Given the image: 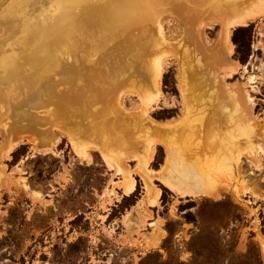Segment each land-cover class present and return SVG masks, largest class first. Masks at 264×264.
Wrapping results in <instances>:
<instances>
[{"label": "rangeland", "instance_id": "obj_1", "mask_svg": "<svg viewBox=\"0 0 264 264\" xmlns=\"http://www.w3.org/2000/svg\"><path fill=\"white\" fill-rule=\"evenodd\" d=\"M62 1L0 0V264H264V14L234 26L228 40L231 21L197 14L189 4L186 17L173 3L205 0H144L150 3L132 16L140 20L134 29L138 40L145 41L132 49V57L123 55L122 43L116 46L126 37L105 47L104 40L96 42L94 49L81 44L59 53L60 63L44 67L46 72L32 81L36 85L28 88L22 75L17 85L9 73L13 57L8 60L4 52H25L17 37L22 19L35 20L38 12L41 17L58 14ZM128 1L88 0L96 10L89 14L98 19L94 35L107 31L99 24L103 18L106 23L132 18L116 14ZM217 1L223 7L236 0ZM88 3L78 2L81 12H87ZM240 27L246 29L235 36L237 44L234 34ZM187 31L196 32L198 46L210 54L217 45L226 50V60L214 67L213 60L198 57L194 43L185 53L178 51L175 46L186 41ZM166 52L160 66L157 60ZM75 56L88 66L81 115L80 103L60 97L70 88L65 86L79 92L78 83L57 78L72 67ZM118 63L119 73L139 80L113 84L107 72ZM33 65L21 63L22 74ZM159 67L163 74L156 86ZM96 87L99 94L89 95ZM35 93L40 101L35 102ZM72 112L77 113L73 123L86 132L106 117L110 135L87 134L79 142L71 135L78 132L75 126L61 123H68ZM202 115L203 122L188 129L186 138H174L177 154L168 183L217 189L182 196L157 175L166 165L167 150L152 123L183 117L190 124ZM146 150L154 153L144 161ZM229 165L234 174L228 176Z\"/></svg>", "mask_w": 264, "mask_h": 264}, {"label": "bare ground", "instance_id": "obj_2", "mask_svg": "<svg viewBox=\"0 0 264 264\" xmlns=\"http://www.w3.org/2000/svg\"><path fill=\"white\" fill-rule=\"evenodd\" d=\"M63 1H62V4L60 5V13H58V14L51 15L48 13V14H45L44 16L41 17V13L38 12L37 13L38 15L36 16L35 20L31 19V18L28 20L22 19L23 20V27L20 29L21 34L17 35V37L19 36L18 38H21V40L24 44V47H26V49H25L26 51L23 53H19L16 50L10 48L9 50L6 49V51L4 52L5 57L6 58L9 57L8 60H10L13 57V61H12L13 63L9 68V70L11 69L9 71V73L11 72L10 76L13 79H16L17 85L19 84V80H20L21 75L23 77L24 84L29 86L28 88H30L33 85H36L32 81H36V80H38V78L40 76H42V75H40V73L44 69V67H45V69H50V65L54 61H58V63H60L59 57H58L59 53H64L68 50H70V51L77 50V49H79V46L81 44L83 45V44L89 43L93 47L94 45H96V42L98 43V42L104 40L105 41L104 47H105V46H107L108 42H112L117 38L126 37L127 41H122V42L119 41L116 44V46H118L119 44L122 43V46H120L119 48L122 47L121 49H123V52L126 51V54L125 53L124 54L122 53V54L125 56L129 53L128 55L130 57H132L130 54L132 49L139 47L145 41V40H141V39L138 40L139 36L135 33L134 29L140 20H139V18L136 19L132 15H135V13L137 11H139V9H140V11L142 9H144V6H146L150 2L148 3L144 0H142V1L130 0V1L125 3L126 5L123 6V8L121 10H119V11L116 10L117 15L118 14H124L125 16L130 15L132 18L129 17V18L125 19L123 17L124 18L123 21L121 20V21L109 22V23H106V22H108V20L103 18L104 21L102 20V22L99 24L104 23V25H105L104 27L106 28L105 30H107V31H105V34H103V33L100 34L99 37L101 38V40H99V37L94 35V33H93V29H94V27H96L98 19H97V21L94 20L93 18H95V17L92 16L91 14H89L91 12L96 11L94 9L95 6H93V7L90 6V4L88 3V0H81L82 3L83 2L88 3L87 12L86 11L81 12L83 8L81 5L78 4V2L80 0H63ZM170 1H173V0H170ZM205 2H206L205 4H201L198 2L199 5H197L196 1H194L193 4L187 2V5L183 4L181 2H177V1L173 2V3L176 6V8L178 9V11L181 13V15H184L187 12L184 6L188 7V4H189V7H191V10H196L197 14L198 13L199 14L207 13L209 15L219 17V18L223 19L224 21H231V23H229V25L227 26V38H228V40L230 38V34H231L234 26H237L239 24H246L249 19L254 18L257 15L264 14V0H236L234 2H231L230 5L223 6V7L216 6V4L218 3L217 0H205ZM100 3H101V1H100ZM100 3L98 4L99 6H100ZM114 4H116V3H114ZM58 8H59V5H58ZM99 10H100V8H99ZM21 15H22V13H21ZM38 16H40V17H38ZM184 16L188 17V15H184ZM163 22H165V21H162L159 24V32L161 33L160 35H162V33L164 32ZM26 24H27V27H25ZM129 33H130V36H128ZM200 33H202V32H200ZM185 36L187 37L186 41H182L181 43H179L175 46V48L178 51H182L185 53V51H187V49H188V46L193 45L192 43H194L195 46H197V50L199 47L198 57L208 59L209 61L213 60L212 62H213L214 67H216L217 64H220L223 60H226V52H225L226 50H224L223 48H219L218 45L211 49V52H212L211 54L209 52H206L204 50V48L202 47V45L198 46L200 38L198 37V35L196 37V32L194 34L192 31H187V32H185ZM135 39L138 41V45H137V42L135 41ZM194 40H196V41H194ZM65 44H69V45H71V47H66V46H64ZM94 48H95V46L93 47V49ZM96 50H100V48H97ZM232 51H233V48L229 44V52H232ZM91 52H93V50ZM166 55H168V52L164 53V55L157 60V64L162 66L163 58ZM79 59H80V56H75L73 64H71L72 67L70 66L71 68L67 71L64 70L65 66H60V68L58 70L63 69L64 73L57 74V78L62 79V81H63L62 83H64V84L71 85L73 83H78V86H75V88L79 92L75 93V91H73L74 90L73 86H65V87H70V88H68L66 92H63V94H61V96H64V99L74 101V105L78 104V103L81 104V102L86 100L84 98L86 96V94H84L85 93L84 89L87 85L86 81H88V79H87L88 77H87V75H85L84 72L86 71V68L88 66L85 63V59H83V60H81V59L79 60ZM132 60L133 61L135 60L134 56H133ZM23 62H27V63L31 62L34 64L33 67L30 66V69H29L30 72L26 76H24L22 74V70H20V68H22L21 63H23ZM202 63L204 64V62H202ZM111 66L114 68V71L107 72V76L109 77V79L111 81H113V84H120V83L136 76L132 73H126L127 71L119 73V63L117 65H111ZM122 67L126 68V64L122 65ZM232 69L234 70V66ZM43 71H44L43 73L46 72L45 70H43ZM228 71L229 70H227L226 72L228 73ZM116 73H117V75H115ZM162 74H163V68L159 67V70L156 73L155 81H153L152 84L154 83V84H156V86H158V82L160 81ZM231 74H230V76H231ZM113 75H115V76H113ZM125 75H128L127 79H126ZM184 75H185V73H184ZM184 75H183V78H184ZM89 78H91V77H89ZM132 79L139 80L138 78H132ZM7 81H8V79H7ZM182 81L184 82L183 79H182ZM113 84H111V85H113ZM181 84H183V83H181ZM183 85L182 86L185 87V84H183ZM113 86H115V85H113ZM11 88H12V86H11ZM98 88L99 87H96L97 91L94 94H91V91H90V94H89V92H88V94L89 95H98L99 94ZM159 90H160V87H159ZM32 93H33V91H32ZM35 94H36L35 102L40 101L41 98L38 96L37 93H35ZM235 95L236 94H234V96ZM87 97H88V95H87ZM154 98L155 97L152 94L148 98V101L151 102V100H153ZM80 108H81V106H80ZM55 113H56V110H55ZM146 113H148V111ZM146 116H147V114H146ZM252 116H254V115H252ZM252 116L250 117L251 119H252ZM200 117H202V118H199V119L193 118L191 120V122H193V123H190V124L187 121V119L183 120V117L179 121L170 122V123L155 124V122H153V123L151 122L152 126L156 127L155 132L159 133V135L161 136V139H162L161 143L164 144V146L166 147V150H167L166 151L167 152L166 165H164L163 170H160L157 173V175H159L167 183H168V181H170L168 179L170 177V175H171V177L173 175L171 166H173V159L177 154V151L176 152L174 151L173 140L175 137L177 139L178 138H186V131H188V129L194 127L197 123L199 124L200 121L203 122L204 115H202ZM250 118H249V121H250ZM148 120L151 121L150 118ZM250 122H252V121H250ZM254 128H255V124H254L253 129ZM40 129H41V127H40ZM34 131L39 132L38 130H34ZM28 141H30V140H28ZM71 141H72L74 146H77L76 141L74 139H71ZM158 142H159V140H158ZM153 153H154V150L144 151L143 152L144 158H142V159L144 161H146L148 158L149 159L152 158ZM85 155L88 156L89 153H86ZM117 156H119V155H116L115 157L118 158ZM115 157H111L112 162L116 161ZM182 163H185V160H182ZM233 169H234V167L232 165L228 166V168H227L228 176H229V173L231 174L233 172ZM120 171L123 172L122 169H120ZM233 174L234 173H232L231 175H233ZM177 175L178 174L176 173L175 176H177ZM181 178L185 182L188 181V178L186 175H181ZM169 185L172 188L176 189L178 192H180L182 194V196H184V195H197V194H213L216 192V189H217L214 186H212V187H207V186L189 187L188 185H185L184 187H180V186H175L174 184H169ZM133 190H134V182L130 181L127 184V191L129 193H131V192H133ZM216 194H215V196H216ZM219 194H220V192H219ZM219 194H217V195L219 196ZM158 196H159V192H156L155 199L152 200L153 203H155ZM262 248H264V247H262Z\"/></svg>", "mask_w": 264, "mask_h": 264}, {"label": "crops", "instance_id": "obj_3", "mask_svg": "<svg viewBox=\"0 0 264 264\" xmlns=\"http://www.w3.org/2000/svg\"><path fill=\"white\" fill-rule=\"evenodd\" d=\"M61 97V99L62 100H64V96H60ZM80 106H81V108H80V115L82 114V113H85V111L83 110L84 108H83V106L80 104ZM81 109L83 110V111H81ZM63 110H65V109H63ZM60 112H62V111H60ZM65 112H67V110H65ZM64 112V113H65ZM72 114L73 115H70V118L68 119V123L66 122V121H64V122H61L62 123V125H63V123H65L66 124V126H64V127H66V128H70V129H72L74 126V130H76V131H78V132H75V134H73V133H71V135H72V137H74L75 135V139H77L79 142L81 141V139L82 138H80V137H82L83 135H87V134H89V136H94V135H98V134H101L102 136H105V135H107V134H109L108 133V131H107V126H108V120L106 119V117H104V119H102V122H98V123H94L92 126H91V130L90 131H88V132H86L85 130H84V128L82 127V126H80L81 124L80 123H73V120H72V118H73V116L75 115V114H77L76 112H72ZM78 135V136H77ZM110 135V134H109ZM119 140H120V138H118V137H111V142L112 143H116V144H118L119 143ZM77 143V142H76ZM123 143H125L126 144V142H123ZM122 143V144H123Z\"/></svg>", "mask_w": 264, "mask_h": 264}, {"label": "trees", "instance_id": "obj_4", "mask_svg": "<svg viewBox=\"0 0 264 264\" xmlns=\"http://www.w3.org/2000/svg\"><path fill=\"white\" fill-rule=\"evenodd\" d=\"M244 29H246V27H240V28H238V29H236V31H235V34H234V41L238 44V40H237V38H235V36L237 35V33L240 31V30H244ZM240 50H238V52H239ZM243 62H247L248 61V59L247 58H243V57H241L240 58Z\"/></svg>", "mask_w": 264, "mask_h": 264}]
</instances>
